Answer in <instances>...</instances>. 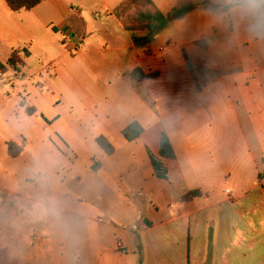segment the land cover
<instances>
[{"label": "crops", "instance_id": "1", "mask_svg": "<svg viewBox=\"0 0 264 264\" xmlns=\"http://www.w3.org/2000/svg\"><path fill=\"white\" fill-rule=\"evenodd\" d=\"M151 1L169 23L148 42L136 43L112 14L117 25L109 40L98 42L86 35L69 40L78 46V64L93 68L103 82L94 56L105 55L100 68L113 71L118 83L110 86L109 81L106 86L115 91L116 99L101 100L96 87L84 82L89 74L82 70L81 82L70 88L74 102L94 110L96 122L103 126L95 140L104 137L114 147L112 155H105L118 157L119 166L112 169L97 161L89 165L100 181V186L93 184L90 199L115 201L120 208L127 205L137 212L142 228L135 231L144 235L146 246L141 239L124 241L121 234L130 232L123 223L110 213L102 214L62 182L51 192L60 195L59 212L76 219L72 236L86 238L88 264H121L141 252L147 255V264H154V257L160 258L156 264L164 262L163 246L151 239L162 226L170 227L169 264H264V34L252 33L238 13L227 11L224 0ZM182 5L192 8L181 17L173 16ZM44 7L57 14L61 33L79 26L64 0H45L20 12L0 0V45L11 50L8 59L0 61L4 67L0 73L9 69L13 52L24 70L28 68V59L14 47L23 35L33 37L24 30V13L37 18ZM208 11H219L220 20L204 21ZM137 69L156 76L138 80L131 75ZM1 94L0 264H72L62 245L66 235L57 225L53 228L57 220L51 222L48 212L35 207L48 196L41 176L31 180L16 174L13 163L23 153L14 158L8 149L9 142L25 143L26 148L27 141H45L47 126L53 127L59 117L45 115L43 91L6 88ZM62 96L58 103L49 100V106H61ZM133 122L143 130L129 142L123 132ZM164 137L174 155L173 160H161L165 179L158 177L152 163V157L160 159ZM120 148L131 149L121 158ZM74 177L81 180L77 171ZM194 191L201 194L183 200ZM136 202L152 204L154 218L144 217L147 205ZM160 203L167 205V214ZM83 223L87 228H80Z\"/></svg>", "mask_w": 264, "mask_h": 264}, {"label": "rangeland", "instance_id": "2", "mask_svg": "<svg viewBox=\"0 0 264 264\" xmlns=\"http://www.w3.org/2000/svg\"><path fill=\"white\" fill-rule=\"evenodd\" d=\"M64 1L74 11V18L79 20V26L72 27V32L61 33L56 26L57 14L46 9L47 7L39 11L41 14L37 15V18L31 13H24L26 18L23 20L24 30L29 35L32 34L33 37L27 38L23 35L18 39V44L14 47V50L20 51L24 58L28 59V68L25 70L23 68L21 72L16 74L10 68L6 72H1L11 80H15V83L13 85L12 83L5 84L0 82V94L6 88H29L34 94L36 91H43L46 97L44 105L48 106L49 110V112L45 110V115L59 117L57 124L53 127L47 126L48 137L45 141H27L23 154L13 163L14 171L18 175H26L31 180L35 179L36 176H41L48 193L47 198L49 196H56L59 199V194L51 192L62 182L64 188L94 204L102 214L110 213L116 220L123 223L126 231L130 232L129 234H121V238L124 241L136 240L138 242L141 239L142 246H146L144 235L137 236V232L142 228V224L137 221V212H133L127 205L120 208L115 201L107 200L101 203L95 199H90L92 198L91 188L93 184L100 186V181H98L97 175L89 170V165L93 161H97L101 165L112 169L115 166H119L116 160L118 157H108L96 143L95 135L96 133H101L103 126L96 122L94 110L84 108V106L74 102L70 88L80 79L78 72L82 70L89 74L88 82L87 79L84 82L96 87V92L101 100L104 97L115 100V91L111 90L109 92L106 86L109 81L111 82L110 86H117L118 83L114 78L115 73L113 71L109 74V69H106L107 67L100 68L103 56L105 55L99 54L94 56L96 63H98L96 71L104 77L103 82L93 72V68L88 67L84 62L78 64V59H75L78 48L75 49V46L69 40L74 37L81 38L84 35L91 40H99L98 42H101L100 40L102 39L109 40L110 34L113 32L112 29H115L114 27L117 25L116 19L122 24L125 31L127 27L139 29V26L133 21L136 14L140 11L153 9L146 4L145 0H131L121 10L117 11V7L112 12L110 11L122 0ZM220 15L219 11H208L204 14V21L218 22ZM193 19L196 18L192 17ZM128 33L132 36L134 34L133 32ZM135 34L139 38L147 36L146 31H140ZM66 39L69 40L66 41ZM10 53L11 50L6 45H0V61L2 63L8 59ZM114 71L117 73L118 69ZM20 76L23 78H20ZM79 81L81 82V79ZM60 93L63 95L61 97L62 104L53 109L49 106V100H56V103H58L60 101ZM117 94L120 95L118 92ZM26 102L29 106L31 105L28 98H26ZM68 106H72L73 109L69 110ZM131 148H120L117 156L123 158ZM38 160L41 163V167L37 166ZM76 171L81 174V180L74 177ZM138 203L136 202L137 205H141L142 207L147 205L148 210L144 217L153 219L156 213L155 207L145 202ZM160 207L164 215L168 213L167 205L160 203ZM48 217L51 218V222L57 220L53 224V228L57 225V228L62 230L66 235L62 245L67 255L72 258V264H88V254L85 248L86 238L72 236V231L77 229L75 227L77 226L76 219L62 211H58L56 215L48 212ZM78 225H82L80 221ZM85 227L87 228L86 225L80 228L85 229ZM131 227L133 228L131 229ZM137 227L139 229L135 231ZM169 232V226H162L152 233L151 239H157L163 246L162 250L164 249L163 254H161V261L163 259L164 262L160 264L170 263L168 261L170 252H167L168 247H170L169 243H171V238L168 235ZM178 244L182 248V243ZM74 255L78 256L75 257ZM158 260L160 258L154 257L152 262L156 264ZM147 262V255L141 252L138 256L133 257L129 255L121 264H147Z\"/></svg>", "mask_w": 264, "mask_h": 264}, {"label": "trees", "instance_id": "3", "mask_svg": "<svg viewBox=\"0 0 264 264\" xmlns=\"http://www.w3.org/2000/svg\"><path fill=\"white\" fill-rule=\"evenodd\" d=\"M5 1L8 7L13 12H20L22 10L31 11L45 0H5ZM130 1L131 0H124V2L118 7L117 11L121 10L124 6L127 5V3L129 4ZM145 2L153 10L140 11L136 14L135 20L133 21L139 26V29L137 28L135 29L134 27L126 28V31L134 33L133 39L136 43L150 41L151 38H153L155 35H157L162 30H164L169 23V17H167L162 12L156 10L151 0H145ZM191 8L192 7L188 5L176 9L173 12V16L181 17L184 14H186L188 11H190ZM140 31H146L147 36H145L144 38L137 37L135 33ZM7 65L9 66L10 69H12L15 72V74L21 72L22 69L24 68V63L22 62V60L20 59V57L16 52L12 53L10 59L7 62ZM3 68L4 67L0 64V69L4 70ZM131 75L132 77L138 80L150 79L156 76L155 74L146 75L140 69L133 71ZM142 130H143L142 127L137 122H133L128 126L127 129L124 130L123 134L127 139V141L133 142L140 137ZM96 143L103 149V151L106 154L112 155L114 153V147L112 146V144L108 139L104 137H99L96 139ZM8 149L10 156L14 158L19 157L25 150V143H22L21 145H17L13 142H9ZM167 159L173 160L174 155L167 138L164 137L162 140L160 159L157 160L154 157H152V163L156 171V174L158 175V177L163 179L166 178V170L161 160H167ZM93 168L96 170L97 166L94 165ZM200 194L201 193L199 191L191 192L186 196H184L183 200L184 201L190 200L191 198L196 197Z\"/></svg>", "mask_w": 264, "mask_h": 264}, {"label": "clouds", "instance_id": "4", "mask_svg": "<svg viewBox=\"0 0 264 264\" xmlns=\"http://www.w3.org/2000/svg\"><path fill=\"white\" fill-rule=\"evenodd\" d=\"M224 2L227 5V11L238 13L252 33L264 34V0H224ZM37 166L41 167L39 160ZM35 207L41 212H51L56 215L60 208V201L56 196H49Z\"/></svg>", "mask_w": 264, "mask_h": 264}, {"label": "built area", "instance_id": "5", "mask_svg": "<svg viewBox=\"0 0 264 264\" xmlns=\"http://www.w3.org/2000/svg\"><path fill=\"white\" fill-rule=\"evenodd\" d=\"M69 39H66V41H68ZM75 49H77V46H75L74 47ZM0 77H1V80H0V82H2V83H12L13 85H14V83H15V80H11L10 78H8V77H6L4 74H2V73H0ZM20 78H23L22 76H20ZM262 180L260 179V182H261ZM228 193H230L229 191H228ZM119 248H122V244H120L119 243Z\"/></svg>", "mask_w": 264, "mask_h": 264}]
</instances>
